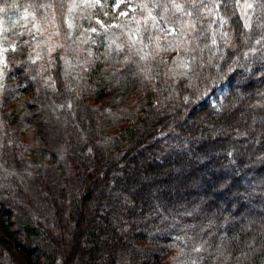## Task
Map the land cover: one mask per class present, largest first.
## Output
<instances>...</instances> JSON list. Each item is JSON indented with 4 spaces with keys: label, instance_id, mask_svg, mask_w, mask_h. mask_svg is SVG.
Segmentation results:
<instances>
[{
    "label": "trees",
    "instance_id": "trees-1",
    "mask_svg": "<svg viewBox=\"0 0 264 264\" xmlns=\"http://www.w3.org/2000/svg\"><path fill=\"white\" fill-rule=\"evenodd\" d=\"M72 1L17 0L59 41L4 50L0 264H264L258 0L250 29L244 0L215 9L203 0L194 31L170 0H131L129 26L114 0L82 17ZM217 10L229 17L221 34ZM71 19L78 31L88 26L85 44L66 35ZM163 24L173 33L162 34ZM219 87L215 106L206 96ZM135 90L129 118L103 110L105 97Z\"/></svg>",
    "mask_w": 264,
    "mask_h": 264
},
{
    "label": "rangeland",
    "instance_id": "rangeland-1",
    "mask_svg": "<svg viewBox=\"0 0 264 264\" xmlns=\"http://www.w3.org/2000/svg\"><path fill=\"white\" fill-rule=\"evenodd\" d=\"M104 1L108 3L111 0H73L71 13L72 15L77 14L76 16L78 17L92 14V5L95 2L101 4ZM130 2L131 0H114L112 8L113 12H117V17L120 19L121 23L126 26L137 23L135 19L136 15L134 14L136 11L135 6ZM122 4H126V9L118 10ZM6 5L5 9L2 8L3 10L0 11V72L4 61V50L7 47L15 49L17 48V45L25 44L30 46L33 42L38 44V39H40V44L50 46H53L59 41V37L57 38V35L53 31L55 30L54 26L50 25L45 33L43 31V25H40L41 23L37 17L27 10L20 9L17 4V0H6ZM217 12L218 10L213 13L214 30L217 34H221L222 26L219 22V16L216 15ZM95 20L98 25L105 27L103 17H95ZM70 24L71 27L69 26ZM78 28V24L75 23V21H72V19L69 20L66 35H68L69 40L71 41L80 40L83 44H85L88 26L86 27V25H83L80 28V31H78ZM161 33L164 35H170L173 33V28L168 24H163ZM71 44L73 43L71 42ZM1 82L2 78L0 77V83ZM223 92L224 89L219 87L216 90L215 95H208L206 96V99L213 105L217 106L221 101ZM132 93L133 94L126 93L123 96H117V98L109 96L105 97L102 101L103 110L106 113H118L122 120L129 118L136 107L135 102L139 101V96H141L138 90H135Z\"/></svg>",
    "mask_w": 264,
    "mask_h": 264
},
{
    "label": "snow or ice",
    "instance_id": "snow-or-ice-1",
    "mask_svg": "<svg viewBox=\"0 0 264 264\" xmlns=\"http://www.w3.org/2000/svg\"><path fill=\"white\" fill-rule=\"evenodd\" d=\"M170 2L172 3V6L174 7V9L176 11L181 12L184 15L190 17V19L188 21L182 22V26H183V24H187L188 30L194 31L196 29V20L191 19V18L192 17L199 18V14L195 11L198 3L203 7H207V6L203 5V0H188V2L191 5L192 10H188L184 5L176 3L175 0H170ZM256 2H257V0H244V2H243L244 11L242 14L244 16V27L245 28L250 29L252 27L251 17L247 13V10L248 9H254ZM258 2L260 3L261 11L264 12V0H258ZM233 4H234V6L239 7L240 6V0H233ZM41 6H43V5H41ZM220 6H221L220 0H213V9L218 8ZM224 8L227 9V4H224ZM2 10L3 9L0 8V11H2ZM165 10L167 11L166 6H165ZM69 11H71V8L69 9ZM216 15L219 16V22H220L221 26H223V24L228 22V20H229V17L227 15H220L219 12H217ZM154 20H155V18H154ZM69 26L71 27V24ZM258 27H264V24L258 25ZM222 35L225 38L224 39L225 45H228L231 41V36L227 32H223ZM245 40H247V37H245ZM261 40H264V37H262ZM260 42H261L260 40L257 41V43H260ZM212 43L215 44L216 40L213 39ZM249 51L250 52H256L257 49L255 47H252L249 49ZM244 55L247 56L248 52H245ZM185 67H190V65H186ZM228 70L231 71V68H229ZM0 74H2V73H0ZM195 250L199 251L200 248L197 247Z\"/></svg>",
    "mask_w": 264,
    "mask_h": 264
}]
</instances>
